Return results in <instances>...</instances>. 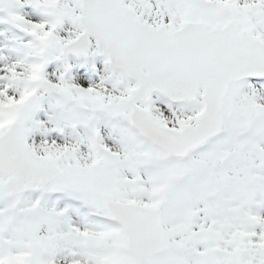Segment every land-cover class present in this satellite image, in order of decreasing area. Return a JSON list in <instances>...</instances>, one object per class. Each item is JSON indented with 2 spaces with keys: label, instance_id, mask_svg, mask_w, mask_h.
<instances>
[{
  "label": "snow or ice",
  "instance_id": "snow-or-ice-1",
  "mask_svg": "<svg viewBox=\"0 0 264 264\" xmlns=\"http://www.w3.org/2000/svg\"><path fill=\"white\" fill-rule=\"evenodd\" d=\"M0 264H264V0H0Z\"/></svg>",
  "mask_w": 264,
  "mask_h": 264
}]
</instances>
